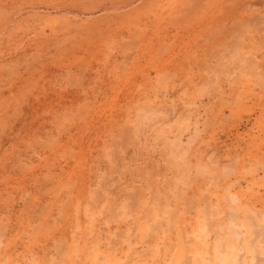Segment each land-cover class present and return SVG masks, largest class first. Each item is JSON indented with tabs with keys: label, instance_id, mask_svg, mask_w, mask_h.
<instances>
[{
	"label": "rangeland",
	"instance_id": "rangeland-1",
	"mask_svg": "<svg viewBox=\"0 0 264 264\" xmlns=\"http://www.w3.org/2000/svg\"><path fill=\"white\" fill-rule=\"evenodd\" d=\"M0 222V264H264V0H0Z\"/></svg>",
	"mask_w": 264,
	"mask_h": 264
},
{
	"label": "bare ground",
	"instance_id": "bare-ground-1",
	"mask_svg": "<svg viewBox=\"0 0 264 264\" xmlns=\"http://www.w3.org/2000/svg\"><path fill=\"white\" fill-rule=\"evenodd\" d=\"M249 29H250V28H249ZM219 36H220V35H219ZM172 182H173V181H172ZM158 195H159V194H158ZM142 196H143V195H142ZM135 199H136V198H135ZM139 202H140V201H139ZM195 202H196V201H195ZM195 202H194V203H195ZM89 203H90V202H89ZM2 204H3V203H2ZM190 207H191V206H190ZM4 208H5V207H4ZM8 209H9V208H7V210H8ZM28 209H29V208H28ZM42 210H43V209H42ZM192 210H193V209H192ZM9 211H11V209H10ZM58 211H59V210H58ZM21 212H22V211H21ZM61 213H62V211H61ZM10 214H12V213L10 212ZM193 214H194V213H193ZM16 215H17V214H16ZM39 215H40V214H39ZM13 216H14V213H13ZM17 216H18V215H17ZM22 216H23V215H22ZM147 216H148V215H147ZM230 216H231V215H230ZM3 218H4V217H3ZM5 219H6V218H5ZM40 219H41V218H40ZM78 219H79V218H78ZM94 219H95V218H94ZM211 219H212V218H211ZM227 219H228V218H227ZM28 221H29V220H28ZM69 221H70V220H69ZM70 222H71V221H70ZM93 222H94V221H93ZM93 222H92V223H93ZM2 223H3V222H2ZM2 223L0 222V226L2 225ZM14 223H15V222H14ZM46 223H47V222H46ZM50 223H51V222H50ZM225 223H226V222H225ZM11 224H12V223H11ZM24 224H25V222H24ZM48 224H49V222H48ZM88 224H89V223H88ZM88 224H87V225H88ZM226 224H227V223H226ZM226 224H225V225H226ZM27 225H28V224H27ZM36 225H37V224H36ZM70 225H71V223H70ZM73 225H74V224H73ZM6 226H7V225H6ZM239 226H240V225H239ZM4 227H5V226H4ZM13 227H14V226H13ZM28 227H29V226H28ZM30 227H31V226H30ZM45 227H46V226H45ZM68 227H69V226H68ZM70 227H71V226H70ZM93 227H95V226L93 225L92 228H93ZM99 227H100V226H99ZM209 227H210V226H209ZM226 227H227L228 229H226L227 232H225V234L228 233V232H231L230 230H232V231H234V232L236 233V236H240V233H239L238 230H237V229H239V227H236V224H234L233 221H230V222L228 221V224H227ZM226 227H225V228H226ZM102 228H103V227H102ZM0 229H2V228H0ZM8 229H9V228H8ZM26 229H27V227H26ZM57 229H58V231H61V230H59V228H57ZM222 229H224V228H222ZM5 230H6V228H5ZM83 230H84V229H83ZM91 230H92V229H91ZM95 230H96V228H95ZM217 230H218V229H217ZM226 230H225V231H226ZM236 230H237V231H236ZM11 231H13V230L11 229ZM53 231H54V230H53ZM58 231H57V232H58ZM71 231H72V230H71ZM89 231H90V230H89ZM92 231H93V230H92ZM108 231H109V230H108ZM111 231H112V230H111ZM215 231H216V230H215ZM215 231H214V232H215ZM33 232H35V231L33 230ZM48 232H49V230H48ZM48 232H47V233H48ZM62 232H63V231H62ZM62 232H60V233H62ZM90 232H91V231H90ZM109 232H110V231H109ZM217 232H218V231H217ZM221 232H223V230H222ZM4 233H5V232H4ZM19 233H20V232H19ZM55 233H56V231H55ZM60 233H59V234H60ZM94 233H95V232H94ZM218 233H219V232H218ZM218 233H217V234H218ZM244 233H245V232H244ZM28 234H29V233H28ZM48 234H49V233H48ZM48 234H47V235H48ZM3 235H4V234H3V231L1 232V230H0V240L2 239V237H4ZM60 235H62V234H60ZM60 235H58V236H60ZM68 235H69V234H68ZM73 235H74V234H73ZM73 235H72V236H73ZM88 235L90 236V233H89ZM97 235H98V234H97ZM106 235H107V234H106ZM209 235H210V234H209ZM29 236L31 237V235H29ZM32 236H33V235H32ZM62 236L65 237L64 234H63ZM78 236H79V235H78ZM91 236H93V233L91 234ZM91 236H90V237H91ZM108 236H109V235H108ZM210 236H211V235H210ZM221 236H222V235H221ZM43 237H45V236H43ZM48 237H49V236H48ZM48 237H47V238H48ZM52 237H53V236H52ZM63 237H61L62 242H64V241H63L64 239H62ZM93 237H94V236H93ZM95 237H96V236H95ZM98 237H99V236H98ZM106 237H107V236H106ZM112 237H113V236H112ZM129 237H130V236H129ZM151 237H153V235H151ZM222 237H223V236H222ZM67 238H68V237H67ZM114 238H115V237H114ZM114 238H113L112 240H114ZM239 238H242V237H239ZM51 239H52V238H51ZM55 239H56V238H55ZM73 239H75V238H73ZM76 239H77V238H76ZM76 239H75V240H76ZM208 239H209V238H208ZM216 239H217V242H218V238H216ZM219 239H221V238H219ZM223 239H225V238H223ZM236 239L238 240V238H236ZM47 240H48V239H47ZM107 240H108V239H107ZM109 240H110V239H109ZM118 240H119V239H118ZM125 240H126V239H125ZM129 240H130V239H129ZM129 240H128V241H129ZM142 240H143V239H142ZM150 240H151V238H150ZM237 240H236V241H237ZM37 241H38V240H37ZM37 241H36V242H37ZM52 241H53V240H52ZM68 241H69V240H68ZM70 241H72V240H70ZM89 241H90V240H89ZM93 241H95V240H93ZM119 241H120V240H119ZM128 241H127V243H130V242H128ZM143 241H144V240H143ZM219 241H220V240H219ZM232 241H233V240H232ZM238 241H239V240H238ZM0 242H1V241H0ZM21 242H22V241H21ZM29 242H31V241H29ZM39 242H40V241H39ZM57 242L62 243L60 240L57 241ZM76 242H77V241H76ZM104 242H105V241H104ZM107 242H108V241H107ZM114 242H115V241H114ZM134 242H135V241H133V244H134ZM157 242H158V241H157ZM157 242H156V243H157ZM193 242H194V240H193ZM193 242H192V244H193ZM207 242H208V240L206 241V245H207ZM221 242H223V241L221 240ZM54 243H55V241H54ZM67 243H68V242H67ZM67 243L65 242V244H67ZM119 243H120V242H119ZM127 243H126V244H127ZM146 243H147V242H146ZM169 243H170V242H169ZM172 243H173V242H172ZM218 243H219V242H218ZM25 244H26V243H25ZM46 244H47V243H46ZM50 244H51V243H50ZM65 244H64V246H65ZM79 244H80V242H79ZM79 244H77V245H79ZM89 244H90V243H89ZM107 244H108V243H107ZM137 244H138V243H137ZM143 244H144V243H143ZM182 244H184V243H182ZM192 244H191V245H192ZM199 244L201 245L200 242H199ZM204 244H205V243H204ZM212 244H213V243H212ZM18 245H19V244H18ZM36 245H37V244H36ZM58 245H59V243H58ZM69 245H71V243H70ZM91 245H92V243H91ZM93 245H94V244H93ZM93 245H92V246H93ZM97 245H98V244H97ZM150 245H151V244H150ZM171 245H172V246H175L174 243L171 244ZM184 245H185V244H184ZM29 246H30V245H29ZM61 246H62V244H61ZM61 246H60L59 248H57V246H56V249H57V250L59 249L58 251H60ZM75 246H76V245H75ZM83 246H84V245H83ZM106 246H107V245H106ZM113 246H114V245H113ZM120 246H121V245H120ZM120 246H119V247H120ZM122 246H123V245H122ZM127 246H128V245H127ZM132 246H135V245H132ZM137 246H138V245H137ZM137 246H136V247H137ZM145 246H147V245H145ZM178 246H179V244H178ZM209 246H210V245H209ZM218 246H219V245H218ZM2 247H3V243H0V255H1L2 253H4V252L6 253V255H8V251H9L10 246H9L8 244H6V245H4V248H2ZM12 247H13V246H12ZM37 247H38V246H37ZM37 247H36V248H37ZM71 247H72V246H71ZM71 247H70V250H71ZM98 247H99V246H98ZM98 247H97V248H98ZM107 247H108V246H107ZM114 247H116V246H114ZM124 247H125V246H124ZM139 247H140V246H139ZM139 247H138V250H139ZM148 247H149V246H148ZM152 247L154 248V246H151V248H149V249H152ZM169 247H170V246H169ZM185 247H188V245L185 246ZM189 247H190V246H189ZM196 247H198V246H196ZM205 247L207 248V246H205ZM210 247H211V246H210ZM220 247H221V246H220ZM220 247H219V248H220ZM73 248H74V247H73ZM76 248H78V249L80 250L79 246H78V247L76 246L74 250H76ZM90 248H91V247H90ZM95 248H96V247H95ZM97 248H96V249H97ZM127 248H128V247H127ZM156 248H157V247H156ZM171 248H173V247H171ZM191 248H193V247L191 246L189 249L191 250ZM30 249H31V248H30ZM30 249H29V250H30ZM43 249H44V248H43ZM47 249H48V248H47ZM63 249H64V250H63ZM63 249H62L63 252H65V250H66L67 248H66V249L63 248ZM86 249H87V248H86ZM96 249H95V250H96ZM116 249H117V247H116ZM123 249H124V248H122V252H124ZM129 249H130V247H129ZM131 249H132V248H131ZM133 249H134V248H133ZM144 249H145V247H144ZM184 249H185V248H184ZM202 249H203V248H202ZM217 249H218V248H217ZM32 250H33V249H32ZM52 250H53V249H52ZM52 250H51V251H52ZM68 250H69V249H68ZM68 250H67V251H68ZM70 250H69V251H70ZM88 250H89V249H88ZM88 250H87V252H88ZM91 250H93V249H91ZM117 250H118V249H117ZM141 250H143V249H141ZM152 250L154 251V249H152ZM152 250H151V252H152ZM157 250H158V249H157ZM160 250H161V249H160ZM160 250H159V251H160ZM176 250H177V249H176ZM186 250H188V249H186ZM200 250H201V247H200ZM218 250H219V249H218ZM67 251H66V252H67ZM72 251H73V250H72ZM97 251H98V250H97ZM97 251H95V252H97ZM109 251H110V250H109ZM115 251H116V250H114L113 252H115ZM120 251H121V250H120ZM129 251H130V250H129ZM129 251L127 252V254L129 253ZM131 251H132V250H131ZM133 251H134V250H133ZM133 251H132V252H133ZM139 251H140V250H139ZM144 251H146V250H144ZM149 251H150V250H149ZM159 251H158V252H159ZM169 251L171 252L172 250H169ZM191 251H192V250H191ZM201 251H202V253H203V250H201ZM201 251H200V252H201ZM213 251H214V250H213ZM224 251H225V250H224ZM226 251H227V250H226ZM228 251H229V252H228V253H229V256H231V258H233V255H238V254H234V250H232V249H229ZM93 252H94V251H93ZM95 252H94V253H95ZM99 252H101V251H99ZM140 252H141V251H140ZM163 252H164V251H163ZM193 252H194V251H193ZM193 252H192L191 254H190V253H187V254H190L191 257H192V256H195V255H192ZM51 253H52V252H51ZM67 253H68V252H67ZM74 253L77 254V253H79V252H76V251H75ZM94 253H93L92 256L94 257V256L97 255V258H99V257H98V254H99V253L97 252L98 254H96V255H95ZM101 253H103V252H101ZM105 253H106L107 256H108V253H107V252H105ZM117 253H118V252H117ZM119 253H121V252H119ZM146 253H147V252H146ZM146 253H144V254H145V255H144L145 257H146ZM152 253H153V252H152ZM204 253H205V252H204ZM206 253H207V252H206ZM206 253H205V255H206ZM228 253H226V254L228 255ZM19 254H20V253H19ZM46 254H47V253H46ZM60 254H61V253H60ZM69 254H70V253H69ZM82 254H83V253H82ZM103 254H104V253H103ZM103 254H102V255H103ZM109 254L111 255V252H110ZM112 254L114 255V253H112ZM147 254H148V253H147ZM158 254H159V253H158ZM161 254H162V253H160L159 255H161ZM163 254H164V253H163ZM183 254H185V253H183ZM197 254H198V252H197ZM212 254H213V253H212ZM222 254H223V253H222ZM51 255H52V254H51ZM51 255H50V256H51ZM65 255H66V257H68V256H67L68 254H65ZM78 255H80V254H78ZM78 255H77V256H78ZM87 255H89V253H88ZM99 255H100V254H99ZM102 255H101V256H102ZM110 255H109V256H110ZM115 255H117L116 252H115ZM123 255H124V254H123ZM138 255H139V253H138ZM141 255H142V254H141ZM156 255H157V253H156ZM170 255H171V254H170ZM174 255H176V254H174ZM174 255H173V256H174ZM199 255H200V254H199ZM201 255H202V254H201ZM218 255H219V253H218ZM218 255H216V256H218ZM20 256H21V258H22V257L24 256V254H23V253L20 254V255H19V258H20ZM38 256H40L38 253H37V257H35V256H31V257H32V258H31V264H47V259H46L47 256H46V258H45L43 255L40 256V257H38ZM77 256H76V258H77ZM89 256H90V255H89ZM92 256H91V258H92V260H93V257H92ZM107 256H105V258H106ZM109 256H108V257H109ZM126 256H127V255H126ZM135 256H136V255H135ZM150 256H151V255H150ZM162 256H163V255H162ZM166 256H167V255H166ZM182 256H183V255H182ZM197 256H198V255H197ZM212 256H213V255H212ZM24 257H25V256H24ZM51 257H52V256H51ZM51 257H50V259H51ZM61 257H62V255H61ZM66 257H62L63 259H62V258H61V259H62L63 261H65L64 263H69V264H70L71 260L69 261V259L66 258ZM73 257H74V256H73ZM73 257H72V258H73ZM81 257H82V256H81ZM112 257H114V256H112ZM112 257H110V258L113 259ZM130 257H131V256H130ZM130 257H129V258H130ZM154 257H155V256H154ZM154 257H153V258H154ZM188 257H190V256H188ZM199 257H200V256H199ZM199 257H198V258H199ZM201 257H203V256H201ZM206 257H207V256H206ZM2 258H3V257H2ZM6 258H7V257H6ZM79 258H80V257H79ZM88 258H90V257H87V259H88ZM91 258H90V260H88V261H90L89 263L92 262V261H91ZM97 258H96V259H97ZM132 258L134 259L133 256H132ZM141 258H142V256H141ZM158 258H159V257H158ZM160 258H162V257H160ZM169 258H170V260H171V256H170ZM195 258H196V257H195ZM209 258H210V257H209ZM247 258H248V257H247ZM0 259H1V258H0ZM52 259H54V258L52 257ZM70 259H71V258H70ZM106 259H107V258H106ZM106 259H102V260H106ZM108 259H109V258H108ZM126 259H127V258H126ZM150 259H151V258H150ZM163 259H164V258H163ZM182 259H183V258H182ZM200 259H201V258H200ZM200 259H198V260H200ZM236 259H237V257H236ZM5 260H6V259H5ZM67 260H68L69 262H67ZM94 260H95V257H94ZM94 260H93V261H94ZM109 260H110V259H109ZM109 260H108V262L111 263ZM130 260H131V259H129L128 261H130ZM134 260H135V259H134ZM154 260H155V259H154ZM154 260H153V261H154ZM196 260H197V259H196ZM196 260H194V261H196ZM198 260H197V261H198ZM16 261H17V260H16ZM49 261H50V260H49ZM80 261H81V259H80ZM80 261H78V263H79ZM86 261H87V260H86ZM114 261H116V260H114ZM117 261H118V260H117ZM121 261H122V260H121ZM124 261H125V260H124ZM143 261H144V260H143ZM155 261H156V260H155ZM167 261H168V259H167ZM185 261H186V260H185ZM189 261H190V260H189ZM227 261H228V260H227ZM231 261H232V260H231ZM3 262L6 263V261H3ZM14 262H15V260H14ZM76 262H77V261H76ZM96 262H97V260H96ZM102 262H103V261H101V263H102ZM118 262H119V261H118ZM125 262H126V264H127V261H125ZM137 262H138V261H137ZM141 262H142V261H141ZM151 262H152V261H151ZM162 262H163V261H162ZM182 262H183V261H182ZM192 262H193V260H192ZM202 262H206V261H202ZM218 262H219V259H218ZM249 262H250V261H249ZM15 263H16V262H15ZM15 263H14V264H15ZM54 263H55V262H54ZM74 263H75V261H74ZM104 263H105V262H104ZM130 263H131V262H130ZM163 263H164V262H163ZM170 263H171V262H170ZM172 263H173V261H172ZM176 263H177V262H176ZM185 263H186V262H185ZM197 263H198V262H197ZM200 263H201V262H200ZM207 263L209 264V261H208ZM221 263H222V262H221ZM12 264H13V262H12ZM58 264H59V263H58ZM60 264H61V263H60ZM85 264H86V262H85ZM93 264H94V263H93ZM99 264H100V262H99ZM105 264H106V263H105ZM118 264H120V263H118ZM122 264H123V262H122ZM124 264H125V263H124ZM132 264H133V262H132ZM135 264H136V263H135ZM137 264H138V263H137ZM164 264H165V263H164ZM166 264H169V263H166ZM186 264H187V263H186ZM205 264H206V263H205ZM224 264H232V263H231V262H226V263H224ZM237 264H238V263H237ZM260 264H261V263H260Z\"/></svg>",
	"mask_w": 264,
	"mask_h": 264
}]
</instances>
